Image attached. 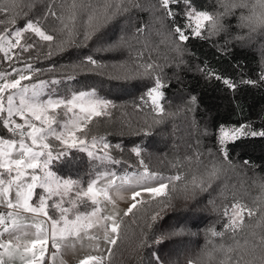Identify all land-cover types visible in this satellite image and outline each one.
Segmentation results:
<instances>
[{
	"label": "snow or ice",
	"instance_id": "snow-or-ice-1",
	"mask_svg": "<svg viewBox=\"0 0 264 264\" xmlns=\"http://www.w3.org/2000/svg\"><path fill=\"white\" fill-rule=\"evenodd\" d=\"M194 3L195 0H157L150 8L170 20L172 27L169 33L179 42L186 43L193 37L207 40L222 33L231 35L227 23L229 17H236L237 29L246 30V35L233 37L236 41H251L258 35L264 38V0H215L214 11L198 10ZM38 4L42 14L39 18L30 16L29 12ZM144 7L139 0H71L70 3L68 0H0V53L9 69L0 71V129L3 130L0 134V205H4L0 210V264H46V254L51 264H56L63 248L85 237L94 242L97 251H100L102 240L108 246L110 261L113 255L111 246L126 238L121 229L123 221L115 211L116 203L110 193L114 189H125V186L132 191L131 203L124 216L130 213L135 216L134 210L138 206L141 211L150 209V212H145L134 249L138 264H181L179 259L162 254L158 247L164 241L180 244L181 237L195 235L188 223H182L180 219L169 230H160L165 217L171 219L170 214L177 211L174 201L183 200L185 207L180 211L188 212L187 205L195 206L207 194L211 197L208 205L213 211L220 212L216 198L212 197L213 182L226 168L234 167L229 159L230 146L245 137L264 138V130H252L250 124L221 127L216 152H209L215 159L204 166L202 173L193 174L190 179L179 173L164 176L149 170L141 158L144 150L141 144H133L129 149L139 159L142 168L139 172L120 175L108 169L96 172L94 178L85 181L82 177L65 178L52 170V165L67 157L72 149L86 153L100 165L123 163L112 155L113 148L121 153L124 151L122 143L112 145L105 137L96 136L89 140L86 131L93 117L104 115L102 110L112 102L100 99L94 88L60 94L56 86L64 81H74L76 76L71 73L84 69L96 73L110 67L94 54L83 55L77 51L87 49L89 41L97 45L95 52L131 49L133 40L141 43L143 26L136 28L131 36L121 35L111 42L103 37V29L110 24L118 26L120 18L128 19L133 11H141ZM85 14L86 22L80 25L79 17ZM178 18L185 22L177 23ZM20 19L24 20L22 26L18 23ZM48 20L58 25L52 28V34L42 24ZM26 33L33 34L46 45L47 50L42 55H31L40 47L36 41L21 43ZM147 46L143 44V47ZM173 50L178 56H182L184 51L179 44ZM26 53L29 54L27 60L24 58ZM81 55L82 59L71 60V57ZM142 56L143 53L138 51L137 59ZM66 57L68 63L60 65L59 60ZM32 61H46L48 66L37 67ZM119 67L123 70L112 77L118 82L147 79L153 82L140 99L155 115L151 122L145 118L135 128L128 126L129 135L151 136L152 130L163 122L162 117L166 114L162 103L165 86L162 69L147 62L135 63L134 68ZM59 68L67 71L58 72ZM205 71L211 72L207 68ZM212 78L222 80L232 90L238 87L236 81L222 76L212 74ZM240 83L257 87L264 85V71L259 73L257 80H241ZM196 101L195 96L190 97L192 107L186 109L188 112L193 111ZM61 115L66 118L58 119ZM49 138L57 143L53 145ZM244 163L245 166L250 165L248 161ZM258 180L259 187L264 190V179ZM177 182H180V187H177ZM223 194L222 191L220 195ZM108 205L113 211L103 214ZM222 212L228 218L226 230L232 233V242L213 245L209 249L208 245L212 244L209 239L196 258H186L183 264H208L216 253L222 256L220 264H264V196L254 200L253 206L234 199L230 210L224 207ZM245 216L249 218L247 223ZM184 219L186 221L187 217ZM126 231L125 228L123 232ZM207 232L210 237L224 236L223 232L213 228ZM145 250L146 256L142 255ZM78 264H107V261L103 254L89 255L80 259Z\"/></svg>",
	"mask_w": 264,
	"mask_h": 264
},
{
	"label": "trees",
	"instance_id": "trees-1",
	"mask_svg": "<svg viewBox=\"0 0 264 264\" xmlns=\"http://www.w3.org/2000/svg\"><path fill=\"white\" fill-rule=\"evenodd\" d=\"M145 1V0H144ZM59 2V0H58ZM70 3L71 0H68ZM215 0H195L194 7L198 10L214 11ZM37 8L29 12L30 16L39 18L42 14ZM179 11V9H177ZM134 13V12H132ZM133 20L135 23L127 24V21L119 19V25H108L103 29V37L109 42L118 39L121 35L131 36L136 28L143 26L145 22L144 36L140 37L145 42L151 44L149 50L144 49L143 56L137 59L135 48H121L113 51L95 52L97 45L89 41L87 49H77L83 55L94 54L103 64L109 65L105 70H98L96 73H89L87 69L71 73L76 76L74 81L67 82L71 87L95 89L96 93L106 100L112 102L109 113L101 117H94L88 124L86 131L100 132L109 143L115 145L122 143L124 151L121 153L115 148L112 149L114 158L123 163L114 164L116 170L142 169L139 166V159L132 154L129 149L133 144L143 146L142 159L149 170L166 175L181 174L185 179H190L193 174H200L204 171V166L210 160L215 159L209 152H216V142L219 137V129L239 127L240 125H251L252 130H264V85L259 87L240 83L241 80H257L259 73L264 71V55L257 48V43L248 45V40L236 41L234 36L246 35V30L237 31V23H231V35L221 34L209 37L207 40L191 38L188 42H182L184 49L182 56L176 53H159L162 47V38L158 37L160 32L158 26L149 17L135 12ZM146 18V21L144 19ZM86 14L79 17L78 23L83 25L86 22ZM143 21V22H142ZM166 24L172 27L168 18ZM185 21L177 19V23ZM18 23L22 26L24 20ZM45 30L52 34V28L57 27L51 20L42 21ZM225 40L228 44L225 45ZM36 41L40 47L34 49L31 55L43 54L47 50L46 45L31 33H26L21 43ZM135 43L136 41L133 40ZM133 44V43H132ZM158 52V53H154ZM151 53V54H152ZM28 53L24 54L25 60ZM83 55L71 57L72 61L82 59ZM183 63H180V61ZM37 67L46 68V61H32ZM154 63L162 69V79L164 82V99L162 103L165 108L163 122L157 125L151 136L136 137L128 134V126L133 128L142 124L145 118L151 122L152 109L148 104L141 101V97L146 93L147 86L152 85V80H139L118 82L113 79L119 71L123 70L119 66L134 68L135 63ZM60 65H66L68 58L59 60ZM179 65V67H177ZM114 66V67H113ZM0 66V70L3 69ZM205 68L211 72H206ZM67 71L66 68H59L58 72ZM212 74L236 81V90L228 88L222 80L212 78ZM40 78L47 79L48 76ZM197 98L196 105L192 112L186 109L192 107L189 104L190 97ZM137 105H140L137 108ZM159 118V117H158ZM0 134L3 130L0 129ZM9 136L11 134H8ZM56 142V141H55ZM199 153L197 156L196 154ZM229 159L232 161L233 170L225 172L220 178L213 182L212 197L216 198L220 212L212 210L208 205L207 194L200 198V203L195 206L187 205L188 212L180 211L185 207V202L181 199L174 201L177 211L170 214L171 219L165 217L161 222L160 230L167 231L173 226L177 219L182 223L187 222L191 231L195 235H186L180 238L181 243L176 244L171 241H164L158 247L162 254H168L174 259H179L183 264L186 258H196L204 249L209 239V249L213 245L230 244L232 233L226 230L227 219L223 215V208H230L233 202V195L244 196L250 194L249 188L258 185L264 179V138L245 137L236 141L230 146ZM245 161L250 162L245 166ZM90 157L86 153L72 149L70 154L62 160L56 161L52 168L61 176L72 178L82 177L85 181L93 177L96 173ZM177 165V167H173ZM254 165L255 167H251ZM133 166V167H129ZM241 175V176H240ZM243 177V178H240ZM249 186V188L247 187ZM171 187V186H170ZM180 187V182H177ZM223 191V196L220 193ZM246 191V192H244ZM244 192V193H242ZM237 200H240L237 197ZM133 214L122 215V234L126 238L118 241L116 246H112V258L107 264H138V259L134 253L138 243L140 228L143 225L145 212L140 207L134 210ZM185 217L187 220L185 221ZM248 221V220H247ZM246 222V221H245ZM247 223V222H246ZM126 228V233L123 230ZM213 228L217 232H223V237H210L207 230ZM241 238V237H237ZM147 255V250L142 254ZM215 260H210L208 264H220L222 256L219 253L214 255Z\"/></svg>",
	"mask_w": 264,
	"mask_h": 264
},
{
	"label": "rangeland",
	"instance_id": "rangeland-1",
	"mask_svg": "<svg viewBox=\"0 0 264 264\" xmlns=\"http://www.w3.org/2000/svg\"><path fill=\"white\" fill-rule=\"evenodd\" d=\"M139 2L145 6L144 9L141 10V11H133V12L134 13L137 12V14H139V13L143 14L145 17H149V19H151L153 21V23H155L156 25H159L158 26V31L160 32V35L158 37L162 38L161 39L162 43H163L162 47L164 48V49H160L159 48V50H160L159 53H162V54L170 53V52L176 53L173 49L176 47L177 44H179L180 47H181L182 46V44H181L182 42H179L176 39L175 36L170 35L169 28H168V26L166 24L165 18L161 17V13L153 11L150 8L151 5L157 3V0H145V1L144 0H139ZM134 13L130 14V18H128V19L125 18L124 19V21L125 20L127 21L128 25H131L132 23L133 24L135 23V21L133 20L134 19L133 15H132ZM144 21H146V18L144 19ZM227 23L228 24L237 23L236 17H229L228 20H227ZM142 25H143V27H145V25L147 26V24L145 22H143ZM132 27H134V25ZM148 27H149V25L147 26V29H148ZM237 31H243V30H239L238 29ZM143 36H144V33H143ZM132 43H133V47L131 49L135 48V52H138V51L143 52L144 49H148L149 50V47H151V44L150 43L148 44L147 42H145L144 39H141V43H139V44L137 42L134 43L133 41H132ZM144 43H146L148 46L147 47H143ZM252 43H254V44L257 43V45H256L257 48L264 55V38H261L258 35L255 39H253L251 41L248 40V45H251ZM149 51H150V55L152 56L153 53L151 52V49ZM154 53H158V52L154 51ZM2 57H3V54L0 53V66L4 67L0 71H7V70H9L8 69V63L6 61H4L2 59ZM33 82H35V81H33ZM22 83H26V82H22ZM56 87H57V90H58V92L60 94H66V93H68L70 91L91 90V89H87V88H81L80 89V88H76V87H71V86H69L67 84V82H62L59 86H56ZM144 95L145 94H143V96ZM97 96L100 99H105L101 95H99L98 93H97ZM111 106L112 105H110L107 108H104L102 110L104 112V114L109 113ZM57 111L61 112L62 110H57ZM65 118L66 117H63L62 115L58 116V119H65ZM16 119H17L18 122H20L19 118H16ZM92 136L103 137L100 132H95V130L92 131L91 134L88 135L89 140L91 139ZM49 141L53 145H55L57 143L54 140H52L51 138H49ZM90 159L96 165V166L94 165L95 168L97 167V169H95L96 172L107 171L108 169H111L113 171H116L118 174L123 175L126 172L130 173L132 171H137V172L142 171V169L118 171L113 166V164L100 165L99 161H94L92 158H90ZM52 170H54V169L52 168ZM229 170H233V168L232 167L226 168L224 170V172H223L224 173L223 175H225V172H227ZM233 171L235 172L236 170H233ZM160 174L164 175V176H170V175H166V174H162V173H160ZM94 176L91 177V178H94ZM240 178H243V177H240ZM259 183H258V185L255 184V187H253V188L252 187L249 188V186H247L251 190L250 194L246 193V195H244V196L242 194H241V196L233 195L230 198H233V200L234 199L237 200V197H238L240 199L239 201L242 204H246L248 206H253V201L254 200H258V198H260L261 196H264V190H262L259 187ZM37 191H40V190L38 189ZM131 191H132L131 188H129L128 186H125V189H122V190H115L114 189L110 193V195L112 196L113 200L116 203L115 211L120 214V218L122 217L123 213H125L127 211V208L130 206V203H131V199H130L131 198ZM244 192H246V191H244ZM244 192H242V193H244ZM3 209H4V205H0V210H3ZM81 210H84V208L82 207ZM229 210H230V208H229ZM112 211H113L112 206L108 205L107 208L105 209V212L103 214H111ZM226 219L228 221L227 217H226ZM248 219L249 218L247 216H245V221L246 222H248L247 221ZM95 234L99 235L100 233H95ZM5 238H7V234H5ZM107 247L108 246L105 245L104 242L101 240L100 241V251H97L95 249L94 242L89 241L87 239V237H85L84 240H82V241H74L70 247L63 248L61 250V252L57 256L56 264H61V261H63V264H78V261L80 259H84V258H86L89 255H100V254H103L105 256V260H107V258H108ZM49 248H51L50 244H49ZM47 259H48V257H47V254H46V260ZM48 260L50 261V264H51V260L50 259H48ZM212 260H215V259H212Z\"/></svg>",
	"mask_w": 264,
	"mask_h": 264
},
{
	"label": "built area",
	"instance_id": "built-area-1",
	"mask_svg": "<svg viewBox=\"0 0 264 264\" xmlns=\"http://www.w3.org/2000/svg\"><path fill=\"white\" fill-rule=\"evenodd\" d=\"M46 264H50V261L48 259L46 260Z\"/></svg>",
	"mask_w": 264,
	"mask_h": 264
}]
</instances>
